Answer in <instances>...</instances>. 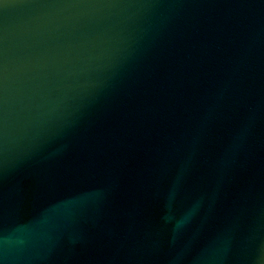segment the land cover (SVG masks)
<instances>
[{"label": "water", "instance_id": "obj_1", "mask_svg": "<svg viewBox=\"0 0 264 264\" xmlns=\"http://www.w3.org/2000/svg\"><path fill=\"white\" fill-rule=\"evenodd\" d=\"M0 264H264V0H0Z\"/></svg>", "mask_w": 264, "mask_h": 264}]
</instances>
